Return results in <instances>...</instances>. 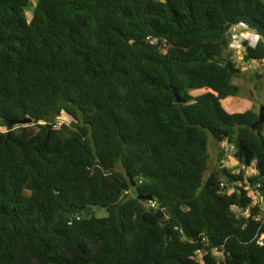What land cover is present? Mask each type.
<instances>
[{"label": "trees", "instance_id": "obj_1", "mask_svg": "<svg viewBox=\"0 0 264 264\" xmlns=\"http://www.w3.org/2000/svg\"><path fill=\"white\" fill-rule=\"evenodd\" d=\"M32 2L0 0V264H264V125L223 106L264 0ZM210 136L257 174L206 178Z\"/></svg>", "mask_w": 264, "mask_h": 264}, {"label": "rangeland", "instance_id": "obj_2", "mask_svg": "<svg viewBox=\"0 0 264 264\" xmlns=\"http://www.w3.org/2000/svg\"><path fill=\"white\" fill-rule=\"evenodd\" d=\"M38 0H33V7L28 13L30 19L34 5ZM232 59L236 62L238 67L242 69L243 76L239 79L234 80V84L241 88V95L238 98L229 97L223 102L225 109L232 113H244L249 109H255L258 113L260 108L264 106V63L259 64L258 62H248L245 60V51H236L235 49L231 51ZM204 91L193 92V95L197 96L203 94ZM73 119L64 113L57 120V126L62 124H67V126H74ZM16 125L15 127H19ZM1 132H6L5 128L0 127ZM209 155L210 163L208 172L206 173V178H209L213 173L217 172L219 168L227 167L235 174H240L245 172V177L255 175L256 172L253 168H248L244 170L240 163L234 157V147H232L228 142H220L213 139L210 136L209 140ZM207 181V179H205ZM205 181V182H206ZM228 184L224 183V187ZM233 192V190H230ZM264 209V203H262ZM235 213L240 211L237 208H233ZM97 212V217L107 216L106 210H95Z\"/></svg>", "mask_w": 264, "mask_h": 264}, {"label": "built area", "instance_id": "obj_3", "mask_svg": "<svg viewBox=\"0 0 264 264\" xmlns=\"http://www.w3.org/2000/svg\"><path fill=\"white\" fill-rule=\"evenodd\" d=\"M231 31V38L232 42L230 45V51L236 50V51H246L245 43H248L249 46L255 47L257 44H259L261 41L264 42L263 38L261 37L260 33L250 27L245 22H239L238 25L232 26L230 29ZM235 152V151H234ZM242 167V166H241ZM244 170H246L244 167H242ZM254 171L257 174V171L254 169ZM222 187L224 188V184H222ZM259 187L251 186L249 185L247 187V190L249 191L250 196L252 197V203L253 206L261 205L263 202V196L261 192L258 190ZM147 206L155 207L156 203H154L152 200H148ZM261 246L264 245V235L260 238L258 242ZM213 254L219 258V260H225L226 258V252L223 249L214 248ZM204 258V252L202 250L198 251L196 253L195 259L198 261H203Z\"/></svg>", "mask_w": 264, "mask_h": 264}, {"label": "water", "instance_id": "obj_4", "mask_svg": "<svg viewBox=\"0 0 264 264\" xmlns=\"http://www.w3.org/2000/svg\"><path fill=\"white\" fill-rule=\"evenodd\" d=\"M239 22H245V23H247L248 25H250V27H251L252 29H254V30H256V31H258V32L260 33L261 37H262L263 40H264V27L261 26V25L259 24V22L253 20V19H252L251 17H249V16H241V17L239 18ZM231 28H232L231 25H229V26L227 27L228 30H230ZM177 99H178V102H179V103H183V102H185V100L181 99L178 95H177ZM30 124H31V120H27V121H24V123L21 124V125H22V126H27V125H30ZM16 125H20V124L17 123ZM21 125H20V126H21ZM263 125H264V106L260 108V112H259V120H258V122H257L256 124H253L251 129H252L255 133H257V132L260 130V128L263 127ZM146 200H152V197H148V198H146Z\"/></svg>", "mask_w": 264, "mask_h": 264}, {"label": "crops", "instance_id": "obj_5", "mask_svg": "<svg viewBox=\"0 0 264 264\" xmlns=\"http://www.w3.org/2000/svg\"><path fill=\"white\" fill-rule=\"evenodd\" d=\"M231 52V51H230Z\"/></svg>", "mask_w": 264, "mask_h": 264}]
</instances>
